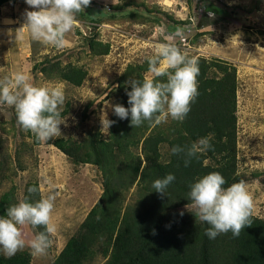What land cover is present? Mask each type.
<instances>
[{"label":"rangeland","instance_id":"obj_1","mask_svg":"<svg viewBox=\"0 0 264 264\" xmlns=\"http://www.w3.org/2000/svg\"><path fill=\"white\" fill-rule=\"evenodd\" d=\"M209 1L230 10L232 15L225 22L197 27V17ZM14 2L29 8L25 0ZM9 5V1L0 4V17L10 13ZM106 6L111 11H105ZM88 7L95 20L88 18L87 7L78 13L77 23L67 35L69 46L62 50L33 41L23 29L29 38L28 55L15 68L11 66L10 43L18 42L14 39L17 30L8 34L0 24V78L23 70L37 85H60L65 95L61 107L65 122L59 126L60 136L82 142L98 131L106 137L108 133L100 132V116L106 112L110 119L113 114L111 105L116 104V86L123 70L129 64L139 65L144 77L151 75L146 57L161 42L159 29L164 27L171 33L185 26L190 31L184 41L177 38L182 50L190 56L222 59L236 68L237 171L245 176L252 194L253 214L264 217V36L254 29H264V0H90ZM245 24L254 27L247 29ZM88 37L106 41L100 44L109 45L107 53H96L87 44ZM97 47L100 49V45ZM35 62L37 67L32 71ZM67 65L86 71L79 86L61 77L60 69ZM166 148L161 146L162 158L167 157ZM101 172L91 162H72L50 142L35 143L33 135L18 123L14 107L0 103V196L13 187L12 205L25 197L35 202L37 195L41 198L54 194L52 220L57 227L70 223L68 232H72L103 191ZM31 184H38L42 191L29 193ZM134 189L135 184L125 194L124 204L135 202ZM191 204L182 209L194 210ZM24 232L29 238L37 233L31 226ZM66 233L58 231L50 251L32 256L31 264H48L45 259L57 253ZM102 260L96 257L95 263Z\"/></svg>","mask_w":264,"mask_h":264},{"label":"trees","instance_id":"obj_2","mask_svg":"<svg viewBox=\"0 0 264 264\" xmlns=\"http://www.w3.org/2000/svg\"><path fill=\"white\" fill-rule=\"evenodd\" d=\"M6 1L14 0H0V4ZM105 8L111 11L109 6ZM86 10L88 18L94 21L88 13L92 8ZM231 15L230 10L209 1L199 13L196 25L225 22ZM254 29L264 36V29ZM87 44L98 54H106L109 46H101L93 37H88ZM196 57L200 68L199 95L183 122L170 118L167 123L152 127L144 121L133 128L130 115L120 119L113 111L110 120L115 123L106 137L95 131L87 141L79 142L71 136L48 141L72 162L99 166L103 183L102 193L50 264H264V217L252 214L251 225L245 226L238 237L228 232L209 239L205 230L210 226L201 222L194 210L182 209L192 203L190 185L209 172H220L226 180L224 187L245 180L237 171L236 68L222 59ZM36 67L35 62L32 71ZM140 69L139 65L129 64L123 70L116 86V104L130 108L127 92L131 91V85L126 82L142 80ZM60 70L61 77L75 86L86 75L82 67L75 65ZM157 79L166 80V77ZM209 133L214 134L210 141L213 148L192 158L187 167L183 153L171 154L173 146L190 145ZM33 140L38 142L34 136ZM161 146L167 147L166 158H162ZM169 173L175 180L162 195L152 185ZM133 184L135 202L124 204L125 194ZM31 185L38 187V184ZM13 190L10 187L1 194L0 216H5L12 205ZM35 230L39 232L43 228ZM31 256L27 248L10 258L0 251V264H30ZM96 257L103 260L95 263Z\"/></svg>","mask_w":264,"mask_h":264},{"label":"clouds","instance_id":"obj_3","mask_svg":"<svg viewBox=\"0 0 264 264\" xmlns=\"http://www.w3.org/2000/svg\"><path fill=\"white\" fill-rule=\"evenodd\" d=\"M34 10H25L24 25L17 29L16 40H23L27 29L33 41L62 50L69 46L67 35L76 23V15L90 5V0H25ZM187 31L185 26H178L169 33L166 28L159 29L161 42L154 47L153 53L146 57L148 72L142 80L130 79L127 92L130 108L117 103L111 105L114 114L120 119H127L130 124L139 127L144 121L156 127L167 123L169 118L183 122L191 110V104L198 97V76L200 73L199 58L189 56L177 44V38L184 41ZM238 39V38H237ZM104 43L106 41L100 40ZM166 77V80L157 78ZM0 103L13 106L17 121L27 132H30L41 143L59 137L60 125L65 122L61 115V107L65 103V95L60 85L40 84L32 82L31 76L23 70L15 71L0 78ZM115 121L108 119L107 113L100 116V132L107 134ZM213 133L201 137L190 145H175L171 154L185 156L187 167L192 158L213 148L210 141ZM175 180L171 173L158 178L152 187L160 194ZM226 180L220 172H209L190 185L189 197L195 216L210 227L205 230L209 239H215L222 233L231 232L238 237L245 226L251 225L254 201L244 181H237L224 187ZM42 189L33 186L29 193ZM56 196H41L35 202L28 197L11 205L5 216H0V251L12 257L18 251L28 247L31 255H45L54 243L58 232L52 220ZM183 215V213H181ZM42 227L43 230L30 238L24 229Z\"/></svg>","mask_w":264,"mask_h":264},{"label":"crops","instance_id":"obj_4","mask_svg":"<svg viewBox=\"0 0 264 264\" xmlns=\"http://www.w3.org/2000/svg\"><path fill=\"white\" fill-rule=\"evenodd\" d=\"M12 5H9V10H10V13L9 14H2L1 17H0V24L5 28L7 29V33H11L12 32V29H15L17 30L19 28V26L22 24V26L24 25V22H25V8H23V6L21 5H16L17 3L14 2V1H9ZM29 11L31 10H34L32 9L30 6L29 8L27 9ZM20 20V22H18ZM18 22V23H17ZM14 30V31H15ZM24 31V30H23ZM16 32V31H15ZM25 42H22V40H18V42H11L10 45L11 47H15L16 46V49L15 48H10L11 50V53H10V56H11V66L13 68L17 67V65H19L20 62H24L22 60H25V58L27 57L28 53H27V50H28V46H29V38L27 36V34L25 33ZM15 39V37H14ZM9 42H10V37L8 38ZM15 41H17L15 39ZM13 70V69H12ZM70 225V223H69ZM69 225L67 226L65 223H61V225L58 226V231H62L63 233H66V229H67V232H68V228H69ZM72 232L69 230L68 233H66V237H68ZM67 239V238H66ZM66 239L64 240V242L62 243V246L60 248H58L57 250V253L49 255L45 260H47L48 264L51 263L52 259L58 254V252L61 250V248L63 247V245L65 244L66 242ZM50 251V249L48 250ZM33 256V255H32ZM32 256H31V261H32ZM47 256V255H46ZM45 256V257H46ZM50 261H49V260ZM31 261H30V264H31ZM44 261V259L42 260ZM46 262V261H45ZM42 264V262H41Z\"/></svg>","mask_w":264,"mask_h":264}]
</instances>
